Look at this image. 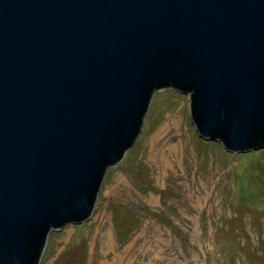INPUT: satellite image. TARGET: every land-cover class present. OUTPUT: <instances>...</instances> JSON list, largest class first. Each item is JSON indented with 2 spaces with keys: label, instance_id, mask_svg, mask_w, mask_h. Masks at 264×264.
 I'll return each mask as SVG.
<instances>
[{
  "label": "water",
  "instance_id": "obj_1",
  "mask_svg": "<svg viewBox=\"0 0 264 264\" xmlns=\"http://www.w3.org/2000/svg\"><path fill=\"white\" fill-rule=\"evenodd\" d=\"M166 89L200 138L264 150V0H0V264L91 218Z\"/></svg>",
  "mask_w": 264,
  "mask_h": 264
},
{
  "label": "rangeland",
  "instance_id": "obj_2",
  "mask_svg": "<svg viewBox=\"0 0 264 264\" xmlns=\"http://www.w3.org/2000/svg\"><path fill=\"white\" fill-rule=\"evenodd\" d=\"M165 142L183 154L165 152L174 166L160 172L153 155ZM103 227L116 253L141 248L115 264H264V150L233 154L200 138L189 95L157 92L135 145L108 169L91 218L52 231L41 264L113 263Z\"/></svg>",
  "mask_w": 264,
  "mask_h": 264
},
{
  "label": "bare ground",
  "instance_id": "obj_3",
  "mask_svg": "<svg viewBox=\"0 0 264 264\" xmlns=\"http://www.w3.org/2000/svg\"><path fill=\"white\" fill-rule=\"evenodd\" d=\"M175 124H174V123ZM172 123L176 126V127H179V125L178 124H180V122H181V119L180 120H174ZM168 127H169V124L167 125V126H165V128H163L161 131V133H160V135H159V137H161L162 139L165 137V133L166 132H168ZM159 137H157L156 138V140L158 141V140H161ZM159 138V139H158ZM165 144H166V142L163 144V145H161V147L160 148H155L156 147V145H154L153 146V149L155 148L156 149V152L154 153V155H153V160H154V163L155 164H157L158 163V165L160 166L159 168H160V172L161 171H167V169H170V168H172L173 166H174V164L169 160L170 159V157L165 153V152H167V151H169V153L170 154H176V155H178L179 153H180V151H181V153H182V151H183V149H182V147H181V149L179 148L178 149V147L174 144V145H172V144H169V145H166L165 146ZM183 154V153H182ZM183 159V158H182ZM165 173V172H164ZM103 230L101 231V233H100V237H101V239H103V240H106L105 241V247L107 248V249H110L111 251H113V253H114V262L113 263H111V264H115L116 262H119V263H123L124 261H125V259H126V257H127V255L129 254V253H131L132 251L135 253V252H140L141 251V248L140 247H138V249L136 248V245L135 246H133V244L131 245V246H129V247H127V248H125L124 249V251H123V254H119V253H116V249H115V247H114V241H113V238H112V232L110 231V229H105L104 227L102 228ZM133 246V247H132Z\"/></svg>",
  "mask_w": 264,
  "mask_h": 264
}]
</instances>
